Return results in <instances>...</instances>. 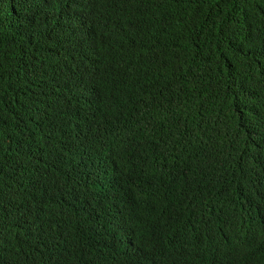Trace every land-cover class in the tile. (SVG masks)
I'll use <instances>...</instances> for the list:
<instances>
[{
  "label": "trees",
  "instance_id": "16d2710c",
  "mask_svg": "<svg viewBox=\"0 0 264 264\" xmlns=\"http://www.w3.org/2000/svg\"><path fill=\"white\" fill-rule=\"evenodd\" d=\"M0 264H264V0H0Z\"/></svg>",
  "mask_w": 264,
  "mask_h": 264
}]
</instances>
